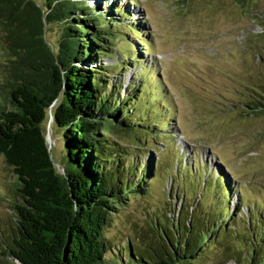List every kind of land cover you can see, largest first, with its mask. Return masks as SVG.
<instances>
[{"label":"trees","instance_id":"trees-1","mask_svg":"<svg viewBox=\"0 0 264 264\" xmlns=\"http://www.w3.org/2000/svg\"><path fill=\"white\" fill-rule=\"evenodd\" d=\"M89 1L0 0L3 40L11 56L4 63L3 84L9 88L11 108L0 111V153L17 176L21 197L6 255L20 264H111L104 255L102 234L109 215L121 200L142 194L155 172L151 164L139 160L144 143L137 126L147 129L151 122L159 130L150 115L167 109V101L155 92L152 102L159 101V108L147 101L141 104L144 79L123 86L112 81L115 74L110 75L111 67L102 63L119 38L132 45L144 42L146 36L140 37V24L128 21L133 16L128 4L110 5L106 18ZM234 2L246 7L248 0ZM52 24L60 25L58 37L48 44L45 31ZM125 59H118L124 68L130 65ZM246 106L253 112L264 110V101ZM139 108L151 114L143 115ZM48 116L52 126L63 128L62 173L45 137ZM127 134L135 138L131 163L116 143ZM210 176L198 184L200 198L167 225L174 229L175 241L161 225L160 241L142 252L134 250L133 257L128 250L133 261L118 264H196V256L208 250L218 233L229 232L227 223L235 222L228 205L231 185L221 172ZM208 187L213 189L212 201L203 209L201 198L207 197ZM246 206L252 225L239 236L243 246L235 257L241 264H264V212L258 211L254 218L258 208Z\"/></svg>","mask_w":264,"mask_h":264},{"label":"rangeland","instance_id":"rangeland-1","mask_svg":"<svg viewBox=\"0 0 264 264\" xmlns=\"http://www.w3.org/2000/svg\"><path fill=\"white\" fill-rule=\"evenodd\" d=\"M88 3L98 5L106 18L110 5L130 6L133 16L128 21L140 24V37L146 38L136 42L135 36L129 34L135 41L132 45L127 42L129 39L119 38L102 63L111 67L110 75L115 74L110 77L112 81H121L123 86L144 79L141 104L147 101L159 108V101L152 102L155 92L162 94L168 104L159 115L139 108L141 114H151V121L160 127H151V122L146 127L150 131L137 126L142 130L139 139L144 143L139 160L151 164L155 172L142 194L121 200L109 215L102 230L106 259L111 264L133 261L128 250L133 257L134 250L142 252L160 241V226L167 228L178 216H184L185 207L200 198L198 184L221 172L231 185L233 196L228 205L235 222L233 226L227 223L229 232L218 233L208 250L196 256V264H241L235 257L243 246L239 236L247 234V226L252 225L246 204L258 208L253 211L254 218L258 211L264 212V110L253 112L246 106L252 101H264V0H248L246 7L234 0ZM59 26L46 28L48 44L57 40ZM120 29L129 33L125 27ZM3 36L0 23V111H8L9 88L3 80L4 63L11 56ZM124 56L125 62L130 63L125 68L118 63ZM142 64L147 68H142ZM43 127L53 160L62 173L59 163H63V128L52 126L49 116ZM134 139L127 134L116 142L127 152L129 163L136 150ZM151 147L154 148L150 150ZM17 183L13 168L0 153V264H20L6 255L15 226V208L21 201ZM205 193L207 197L201 198L203 209L211 204L213 189L208 187ZM239 194L241 201L237 200ZM167 233L175 241L174 229L169 228Z\"/></svg>","mask_w":264,"mask_h":264}]
</instances>
